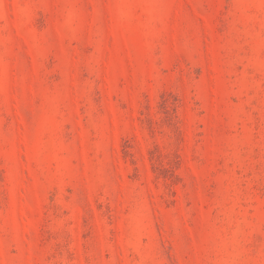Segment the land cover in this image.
<instances>
[{"label": "rangeland", "instance_id": "rangeland-1", "mask_svg": "<svg viewBox=\"0 0 264 264\" xmlns=\"http://www.w3.org/2000/svg\"><path fill=\"white\" fill-rule=\"evenodd\" d=\"M0 264H264V0H0Z\"/></svg>", "mask_w": 264, "mask_h": 264}]
</instances>
